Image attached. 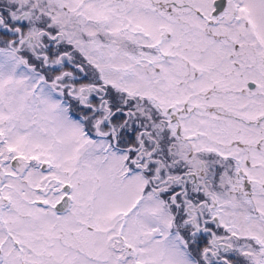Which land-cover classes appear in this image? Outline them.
Segmentation results:
<instances>
[{"label": "snow or ice", "instance_id": "obj_1", "mask_svg": "<svg viewBox=\"0 0 264 264\" xmlns=\"http://www.w3.org/2000/svg\"><path fill=\"white\" fill-rule=\"evenodd\" d=\"M0 264H264V0H0Z\"/></svg>", "mask_w": 264, "mask_h": 264}]
</instances>
